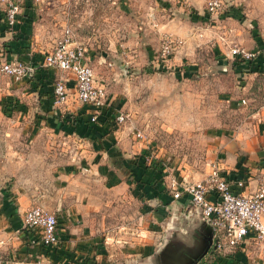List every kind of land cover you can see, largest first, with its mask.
<instances>
[{"label": "crops", "instance_id": "obj_1", "mask_svg": "<svg viewBox=\"0 0 264 264\" xmlns=\"http://www.w3.org/2000/svg\"><path fill=\"white\" fill-rule=\"evenodd\" d=\"M229 13L213 26V41L217 46V63L233 70L237 81L231 95L226 96L227 102L232 109L245 114L242 119L232 121L227 129L214 131L216 145L210 172L217 164L227 174L235 193L251 194L264 185V30L256 27L255 22L250 25L240 9L233 8ZM20 29L28 30V25L21 23L17 26ZM5 30L0 14V32L3 31L0 46L8 52L4 54L5 60L32 67L41 64L42 51L35 49L32 38L18 41L19 35L14 39ZM234 47L255 51L257 57L251 62L234 58L230 54ZM60 72L54 69L38 72L15 83L4 96L15 109L11 123L26 132V136H13L11 141L32 145L29 149L35 162L43 160V153L38 154L41 144L57 145L55 157L61 162L49 186H42L37 180L30 184V177L25 181L15 180L11 188L0 186V261L3 264H216L211 229L192 210L188 198L174 200L166 193L159 176L142 168L150 166L154 159L142 155L147 151H140L132 143L131 150L124 147L126 131L115 124L116 115L123 112L113 108L117 106L115 95L107 92L106 112L97 123H92V111L78 101L72 76ZM103 73L110 78L111 73ZM96 79L104 85L99 75ZM61 80L69 89V101L58 106L52 92L55 83ZM133 139L138 141L135 136ZM144 172L151 177L152 186H143V192H151L149 198L158 197L148 201L152 203L150 206L157 207L156 214L161 217L157 216L159 221L152 223L155 229L142 237L121 235L115 243L109 239L110 234L103 238L92 227L88 211L91 203L87 199L91 200L95 183H105L111 190L123 192L131 182L134 192L140 194L141 185L137 187V184ZM3 174L13 173L5 168L0 172ZM41 174L37 171L33 178H41ZM237 181H243L245 187L239 188ZM38 206L57 217L59 247H43L41 234L24 229V216ZM166 215L171 217L165 218ZM224 264H264V243L250 235L240 246L226 252Z\"/></svg>", "mask_w": 264, "mask_h": 264}, {"label": "rangeland", "instance_id": "obj_2", "mask_svg": "<svg viewBox=\"0 0 264 264\" xmlns=\"http://www.w3.org/2000/svg\"><path fill=\"white\" fill-rule=\"evenodd\" d=\"M209 1L26 0V14L18 25H28V30H16L13 36L19 35L18 41L32 38L44 57L53 51L65 29H72L76 42L87 50L96 76L104 80L107 92L115 95L117 106L113 108L128 116L121 125L126 131L124 147L129 151L136 144L159 162L157 167L165 177L163 187L171 195L173 179L194 183L210 172L214 131L227 129L245 114L227 102L226 96L237 81L233 70L217 63L212 31L222 13L206 20ZM233 8L240 9L250 25L255 22L264 30V0H237L228 11ZM3 9L0 2V14ZM167 38L182 41L168 64L160 58ZM103 72L111 73L110 78ZM15 83L0 70V172L6 168L13 173L0 175V186L11 188L15 180L29 177L30 184L37 180L49 186L61 162L55 157L57 145L41 144L38 154L43 153V160L35 162L29 149L32 145L11 141L13 136H26L25 130L11 123L14 112L7 113L9 102L4 96ZM138 132L144 138L135 141ZM33 170L42 177L33 178ZM105 185L95 183L93 196L87 199L95 231L103 238L110 234L115 243L121 235L142 237L155 229L152 223L161 217L148 201L158 197L149 198L141 186L137 194L131 182L123 192Z\"/></svg>", "mask_w": 264, "mask_h": 264}, {"label": "built area", "instance_id": "obj_3", "mask_svg": "<svg viewBox=\"0 0 264 264\" xmlns=\"http://www.w3.org/2000/svg\"><path fill=\"white\" fill-rule=\"evenodd\" d=\"M237 0H211L207 5V16L224 15ZM3 18L8 32L16 34L17 26L23 14L26 0H0ZM182 41L167 38L163 41L160 58L169 63L176 47ZM232 57L244 62H251L257 57L255 51L244 47L231 49ZM1 72L14 82H22L25 78L47 69H54L74 76L76 96L83 107L92 111L91 122L95 123L106 112L107 90L95 76V71L89 63L87 50L75 40L70 28H66L62 39L53 51L44 55L37 67L28 66L19 61H8L4 58V50L0 46ZM54 101L58 106L69 101V89L64 80L54 85ZM246 105V101H242ZM128 116L117 114L115 124L119 128L126 123ZM138 141L144 136L138 132ZM239 188H244L243 181H237ZM174 200L188 198L195 213H198L212 230L214 240L213 254L216 258H225L227 251L240 246L245 239L253 235L264 243V185L251 194H238L232 189L227 174L217 164H214L210 174L203 180L190 183L173 179L169 186ZM24 229L32 234L39 233L42 245L46 248L59 247L61 244L59 221L54 214L46 212L41 207H34L24 216ZM0 264H3L0 261Z\"/></svg>", "mask_w": 264, "mask_h": 264}, {"label": "trees", "instance_id": "obj_4", "mask_svg": "<svg viewBox=\"0 0 264 264\" xmlns=\"http://www.w3.org/2000/svg\"><path fill=\"white\" fill-rule=\"evenodd\" d=\"M28 4V3H27ZM30 7H31V5L32 4H28ZM230 11H228V12H226L224 15H222V17H225L226 15H228V14H230L229 13ZM4 19V18H3ZM207 19H209V17L206 15V20ZM6 30H8L7 29V26H6ZM5 30V31H6ZM43 72V71H42ZM42 72H40V73H42ZM37 74V73H36ZM36 74H35V76H36ZM38 84H39V82H38ZM53 93V92H52ZM14 108H13V104L12 103H8V108H7V113H8V111H13L14 112ZM109 112V111H108ZM107 112V113H108ZM9 114V113H8ZM93 123V122H92ZM95 123H97V122H95ZM146 154H148V153H142V155L143 156H145ZM149 155V154H148ZM158 161L156 160V159H153V161H152V163H151V165L150 166H147L146 165V163H144V165H146V167H142L145 171H147L148 169L149 170H153L154 171V173H155V175H158L159 176V179L160 180H163V178H164V173H163V171L161 170V169H158V167H157V165H158ZM148 175H147V173L146 172H144V174L143 175H141V179L139 180V182H138V184H137V187L138 186H140L141 185V187H146V186H152V183L151 182H149V179H151V177H148ZM148 195L151 193V192H146ZM153 198V197H152ZM217 260H216V264H224V260H225V258L223 257V258H221V257H218V258H216Z\"/></svg>", "mask_w": 264, "mask_h": 264}, {"label": "water", "instance_id": "obj_5", "mask_svg": "<svg viewBox=\"0 0 264 264\" xmlns=\"http://www.w3.org/2000/svg\"><path fill=\"white\" fill-rule=\"evenodd\" d=\"M211 238H213L212 230H211Z\"/></svg>", "mask_w": 264, "mask_h": 264}]
</instances>
